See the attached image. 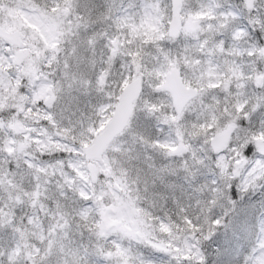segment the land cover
Instances as JSON below:
<instances>
[{"label": "snow or ice", "instance_id": "6c2138e0", "mask_svg": "<svg viewBox=\"0 0 264 264\" xmlns=\"http://www.w3.org/2000/svg\"><path fill=\"white\" fill-rule=\"evenodd\" d=\"M0 264H264V0H0Z\"/></svg>", "mask_w": 264, "mask_h": 264}]
</instances>
